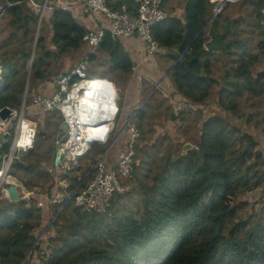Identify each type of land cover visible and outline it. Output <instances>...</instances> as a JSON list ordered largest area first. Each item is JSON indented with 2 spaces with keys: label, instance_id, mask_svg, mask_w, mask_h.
Wrapping results in <instances>:
<instances>
[{
  "label": "trees",
  "instance_id": "16d2710c",
  "mask_svg": "<svg viewBox=\"0 0 264 264\" xmlns=\"http://www.w3.org/2000/svg\"><path fill=\"white\" fill-rule=\"evenodd\" d=\"M248 2L262 37L253 48L243 28L245 17L234 20L232 31L226 36L229 40L226 63L233 61L232 56L237 55V51H242V58L231 64L235 71L232 79L215 76L211 51L206 49L209 28L218 29L222 15L212 17L211 0H185L182 16L169 14L152 27V36L158 45L156 53L172 61L169 75L179 99L203 106L219 84L213 102L221 109L219 111L233 114L239 122L245 119V128L251 126L260 110L258 108L256 114H246L242 108L238 111L240 102L246 101L248 108L256 110L257 106L261 107V103L256 104L258 100L264 99V32L261 27L264 0H244L242 5ZM125 3L136 11L138 5L132 1H107L112 9ZM164 3L165 0L163 8ZM0 4L5 6L0 32L2 29L6 34L0 51L18 45L14 55L6 51L1 59L5 84L0 86V109L5 106L14 109L13 105L21 104L25 77L18 83L16 80L28 72L34 41L31 86L57 75L53 62L79 50L86 43L83 38L88 30L75 20L70 10L55 7L51 14L53 47L50 48L42 31L36 37L40 16L31 0H0ZM98 51L109 60V68L102 71V77L118 73L127 80L130 78L134 62L121 39L112 37L107 30ZM86 59L90 66L101 58L97 53L88 52ZM260 61L263 70L255 74L253 66ZM8 66L10 70L6 69ZM149 82L152 86L141 100L146 103L136 110L139 128V122L152 116V107L159 106L156 103L170 100ZM158 95L164 100H157ZM170 108L175 115L172 118L182 117L189 111L176 113L172 104ZM58 119L56 133L62 135L59 127L63 120L58 122ZM202 119L200 132L193 142L184 141L179 151L166 148L161 152L162 142H154L150 151L140 144L135 145L136 166L131 178L124 180L126 191L114 195L103 215L83 212L69 202L54 224V233L48 237V249L35 246L36 235L44 226L37 199L28 202L0 199V264H26L28 257L36 252L38 257L49 253L46 264H264V195L260 212L246 219L239 218V211L249 200L234 201L241 193L260 189L264 184V153L259 148L260 141L225 115L210 113ZM51 123L46 118L38 132H46ZM13 136L4 146L2 155L9 151ZM43 138L37 133L30 155L16 159L10 174L25 187L48 185L44 189L52 193L56 184L43 164L54 163L59 148L54 142L52 151L42 154ZM186 143L198 149L183 153ZM94 148L98 155L107 150L105 145ZM2 164L3 158L0 168ZM67 177L73 191L79 173L73 171Z\"/></svg>",
  "mask_w": 264,
  "mask_h": 264
},
{
  "label": "built area",
  "instance_id": "2783aa9c",
  "mask_svg": "<svg viewBox=\"0 0 264 264\" xmlns=\"http://www.w3.org/2000/svg\"><path fill=\"white\" fill-rule=\"evenodd\" d=\"M108 0H86L85 5L95 17H102L109 21V28L102 26L89 29L84 36L88 44L89 53H97L106 31H110L112 37L139 36L147 44L148 55H154L158 45L152 36V27L163 21L166 13L162 6L163 0H127L138 5L136 11H132L128 4H122L117 9L107 5ZM236 0H211L213 4L212 17H217L226 9L228 3ZM35 7H42L31 0ZM261 27L264 32V7L261 10ZM5 14V6L0 4V26ZM264 40V36H263ZM2 54L0 52V78ZM264 64V54L262 57ZM57 78V90L51 96L37 95L32 104L26 106L23 103L21 110L13 109L6 119L0 118V136L14 132L12 144L7 153L3 155V164L0 168V185L6 199L10 200L8 186L19 185L24 198L29 201L36 198L38 207L42 210L44 219L43 227L36 235L35 246L42 248L48 244V237L54 233V224L59 219V214L64 212L67 204L73 202L83 212L103 215L111 205L112 199L117 193H124L126 186L124 180L132 176L133 164H135L136 149L141 132L136 121V110L145 105L141 101L134 105L129 116L122 123H118L121 111L119 90L115 83L104 77H92L89 75V62L87 59L79 62L70 72L61 73ZM142 79V77H140ZM156 89H162V82H154ZM170 102L176 113L188 111L193 105L185 100L170 97ZM2 109V108H1ZM0 109V110H1ZM39 109L43 112H59L64 123L68 125L66 134L58 135L55 144L62 151L61 159L46 167L55 181L52 193L28 190L23 182L10 174L13 162L19 159L20 150L31 151L35 146L37 126L25 116L26 110ZM121 144L115 158H111L112 152ZM105 145L107 150L83 170L84 158L95 146ZM198 149L197 146H194ZM114 161V162H113ZM77 171L81 173L78 183L73 191L68 175ZM84 172V174H82ZM256 190H250L248 194H254ZM247 194V198H250ZM37 254H35L36 256Z\"/></svg>",
  "mask_w": 264,
  "mask_h": 264
},
{
  "label": "crops",
  "instance_id": "0c3cea01",
  "mask_svg": "<svg viewBox=\"0 0 264 264\" xmlns=\"http://www.w3.org/2000/svg\"><path fill=\"white\" fill-rule=\"evenodd\" d=\"M33 1L37 2L40 5H44V8H42V7H35L32 4L36 8V11L40 16V19L38 20L37 28H36V37L39 35L40 31H42V35L46 38V42L48 43L50 48L53 47L51 44V39H52L51 14H52V10L55 7L70 10L72 12L75 20L77 22H79L87 30L100 28L102 26L109 28V21L108 20H106L105 18H102V17H95L93 14L90 13V11L88 10V8L85 5L86 0H33ZM166 1H167L166 8L164 9V11H166V16L169 14L175 15V16H182L183 15V8L185 5V0H181V6H179V7H176V5H175L174 6V7H176L175 9L171 8V7L167 9V6L169 5V3H172V2L174 4L176 2V0H166ZM243 1L244 0H236L235 2L228 3V5L226 6V9L224 11V14L221 15V19H220L218 29H215V31L222 32L225 29L226 24L229 21V20L225 21L227 16H230V20L232 22V25H233L235 19H240V16H244L246 20L244 21L243 28L245 30V33L249 34V36H248L250 38L249 44L254 48V47H256L255 46V42H256L255 41V37H256L255 33H256V30L259 31L260 29H256L257 27H259V25L257 24L256 21H254L255 19L252 18V16H251L252 15V6L250 5L251 3L248 2V3H246V5H242ZM229 10H231V13L227 14V16H225V14L227 12H229ZM44 24H46V31L43 30ZM208 36H209V34H208ZM119 38H121V40L123 41L125 49L131 55V58L134 62L133 72L130 75V78L127 80V85H126V89H125L126 91L123 93L122 96H120V102L119 103H120L121 111H120L119 116H121L120 117L121 118L120 124H122L127 119V117L129 116L130 109L134 105L141 102V100L143 99L147 89L152 86L149 81H151L153 84H154V82H162V86H161L162 89L160 92L164 96H166V94H174L176 98L177 97L180 98V97L178 96L177 92H175V88L173 87V84H172L171 79H170L169 71H170V67L172 65V61L169 58H167L166 56H164L162 54H157V53H155L152 56L148 55L147 44L139 36L119 37ZM210 39H211V37L209 36L207 42ZM225 42L227 43V48H228L229 40H227V38H225ZM85 45H86V48H84V49H81L82 47L80 48L81 52L75 54L74 53L75 51H74L73 53L66 55L72 59L71 55L73 54V56L77 58V60L75 61L76 63L74 62V65H73V63H71L72 61H70V60L68 62L64 63V57H63L59 61L60 63L59 62L55 63V68L56 67L57 68L55 69L53 67L55 70H57V75L49 77L48 79H46L44 81H39V83L32 85L30 88V85H31V83H30L31 66H32L33 57H35V52H36V40H35L33 43V48H32V59L29 62L28 72L25 76V81H24V85H23V92L25 90V93H24V96L22 99L23 101L21 103V108H22L23 103H25L26 106L31 105L33 100L36 98L37 95H42V96L53 95L55 93V91L57 90L58 75L61 73L70 72L79 62L86 59L87 53L89 52L90 48H89L87 43H85ZM10 50L11 49L9 47V49L7 51H10ZM210 51H211L210 59L213 62V69L215 70V76L217 78L219 77L218 79H220L219 75L222 74L223 78L232 79L234 77L233 74L235 73V71L232 69L231 64H232V62L236 63L235 61L242 58V54H241L242 51H237L238 52L237 55L232 56L231 60H233V61L228 65L226 63V60H228L227 59L228 57L226 56V54H223L217 48H212V49H210ZM163 58L167 59L168 61H166V63L161 62L160 59H163ZM247 58H249V54H247L246 59ZM253 67H254L253 72L255 74L259 71H262L263 70L262 61H260L256 66H253ZM20 75H22V74H20ZM2 77H3V75H2ZM140 77H142V79L144 78V80H142ZM3 79H4V77H3ZM114 80H116V79H114ZM114 80H112V81L115 83ZM4 84H5V81H4ZM27 86H29V88H30V89H28L29 92L28 91L26 92ZM220 86L221 85H219V84L216 85L215 89L219 88ZM117 88H118V90L120 89L119 87H117ZM26 97H27V99H29L28 104H27V102H25ZM213 106H215V108L218 111L221 110L218 107V105H216L215 102H213ZM21 108L15 107L14 109L20 110ZM241 108H242V111H245V112L251 109V108H248V104L246 101L240 102V106L238 108V111H240ZM28 111L30 113H35V111H39V112L44 113L42 110H39V109H32V110L28 109ZM30 113L25 112V115H28ZM226 114H227V117L230 118L233 123H236L237 120L239 121V119H237L233 114H230L227 112H226ZM181 126H182V124H181ZM47 133L48 132L46 131V134ZM45 135H43V136H45ZM122 147H123V144H121L116 150H114L112 152V155H111V158L109 159V161L116 157L118 150L121 149Z\"/></svg>",
  "mask_w": 264,
  "mask_h": 264
},
{
  "label": "rangeland",
  "instance_id": "374dc122",
  "mask_svg": "<svg viewBox=\"0 0 264 264\" xmlns=\"http://www.w3.org/2000/svg\"><path fill=\"white\" fill-rule=\"evenodd\" d=\"M166 3H167V1L165 0L164 9L166 8ZM175 5H176V7L181 6V0H176V2L174 4H173V2L169 3V5L167 6V9L170 7L175 9L176 8V7H174ZM165 13H166V11H165ZM230 13H231V10H229V12H227L225 14V16H227V14H230ZM223 14H224V12H223ZM43 30L46 31V24H44ZM255 35H256V37H255V41H256L255 45H256L257 42L262 37V35L260 34V31H258V30H256ZM5 36H6V34H3L2 29H1L0 43ZM119 39H121V38H119ZM84 48H86L85 44H83L81 49H84ZM8 49L9 48H6V47L2 48V50L0 51L2 56L5 55V52ZM16 49H18L17 44L12 46L11 50L9 51V54L14 55V53H15L14 51ZM81 49L76 50L74 53L76 54V53L81 52ZM97 54L100 56L101 59L99 61H97L95 64L92 63L89 67V75L92 77H102L100 73L102 71L104 72L105 70H108V68H109L108 57H106L103 53H99V51L97 52ZM71 57H72V59L69 56H65L64 57V63H66L70 60V61H72L71 63H73V65H74V62L77 60V58L74 57L73 54L71 55ZM10 58H11V56H10ZM160 60L163 63H166V61H168L167 59H164V58L160 59ZM55 63L56 62H53L52 67H55L54 66ZM10 66H8L6 69L10 70ZM22 73H23V71L21 72V74ZM114 74H116V75H114ZM114 74L111 76H108L107 78L110 80L116 79V80H114L115 85L120 88L119 89V96H122L123 93L126 91L125 89H126V85H127V79L124 76H120L118 73H114ZM1 75H3V74L1 73ZM219 76L221 78L222 74ZM24 77H25V74H23L20 78H17L16 83L23 80ZM104 78H106V77H104ZM30 88H31V85H30ZM219 88L215 89V91L211 95V97H210L211 99L208 101V103H205L203 106L193 105V108H191V110H189L188 113H186V115H184L182 117L179 116L176 118H172L175 115L172 112V109L170 108V104H171L170 100L165 98L168 100V101H166L163 99L164 97H162L161 95H158L160 99H157V100L163 99L165 102L161 101V103H156L159 106L158 107L157 106L152 107V110H151L152 116L145 118L144 120L139 122L140 129L142 132V138H140L138 144H140L141 147H145L147 151H150V147L154 142H162V145L160 147L162 150L161 152H164V150L166 148H170V149L174 148V150L179 151V149L181 150V148H182L181 144L184 141L193 142L194 136L197 135L200 131L199 127L202 124L201 123V121L203 120L202 118H206L208 115H210V113H217V114H222V115L227 116L226 112L224 113L222 111H218L215 108V106H213V100L216 99V96H217L216 92L218 91ZM28 89H29V86L26 87V92L28 91ZM24 93H25V90H24L22 97H21V103L23 101L22 99H23ZM172 98L175 99V95H172ZM28 100L29 99H27V97H26L25 102H27V104H28ZM260 103H261V107L257 106L256 110L250 109V110L246 111V114H250V112L251 113L254 112V114H256L255 112L258 110V108L260 110V115L252 120L251 126L249 128H245V126H244V124L246 122L245 119L242 120L241 122H239L237 120V122L235 124L237 126L241 127V129H243V130L246 129V131H249L250 133H252L256 137V139L258 141H260L259 148L264 153V99L258 100V103H256V104L258 105ZM13 106L16 107V105H13ZM16 108H21V104ZM252 110H254V111H252ZM25 112L30 113L28 110H26ZM49 113H51V112L42 113L39 111H35V113H30L28 115H25L30 121H32L37 126V129L39 128V126H42L43 122H46V118L50 122H52L51 123L52 125L48 129H46V131L48 133L42 139V148H44L42 154H45L44 152L50 151V149L52 151L53 146H54V142L56 141L57 136L60 135L59 133H56V131H57L56 122H57L58 118H59L58 119V122H59L62 119V117L59 113H56V112H55L56 114H49ZM55 116H57V117H55ZM181 124H183V125L181 126ZM44 126H45V123H44ZM12 134H14V132ZM13 138H14V136L12 137V139ZM193 148H195L194 145H193ZM183 153H184V150H183ZM97 157H98L97 149L90 152L84 158V160L82 162L83 170H85L87 168V166L91 163V161H94ZM137 162L139 163V160H137ZM51 164H52V162L49 164H43V168L46 169V167L51 165ZM262 166H264V162L262 163ZM262 169H264V168L262 167ZM82 174H84V172H82ZM79 176H81V173H79ZM130 185H132V182ZM130 185H129V188L131 187ZM46 186H48V185H44V186L38 185L35 187H32V185H28V187H27V185H26L28 190H34L38 193L46 192V190H45ZM24 187H25V185H24ZM256 190L257 191L254 194H252V193L248 194L249 191L241 193L234 200L235 202H246L248 199L247 194L250 198V201L246 202L247 204L245 205V207L239 211V218L246 219L250 215L256 214L258 211L260 212V207H261L260 201L262 200V196L264 195V184H262L260 189H256ZM0 199H3V200L6 199V197L4 195V191H3V185H0ZM70 210L67 211L68 216H70ZM43 219H44V215L42 212V221H43ZM47 246L49 248V244H47L44 249H46ZM36 254H37V252H36ZM48 255H49V253L47 255H44L43 257H40V256L38 257L37 255L35 256V254H34L31 257H28L26 264H46V261L49 258Z\"/></svg>",
  "mask_w": 264,
  "mask_h": 264
},
{
  "label": "water",
  "instance_id": "95a60500",
  "mask_svg": "<svg viewBox=\"0 0 264 264\" xmlns=\"http://www.w3.org/2000/svg\"><path fill=\"white\" fill-rule=\"evenodd\" d=\"M232 31V22L231 20H229L226 24L225 29L222 32H217L215 31V28L213 26H210L209 28V36L211 37V39L206 43V48L208 50L212 49V48H217L219 49L223 54H227V43L225 42V38L226 36ZM59 77V76H58ZM4 84V79L0 78V86H2ZM12 112V108L9 106H5L0 110V118L1 119H6L10 113ZM61 134L64 135L67 132L68 129V125L64 122H62L60 124L59 127ZM39 136H43L46 134L45 131L40 130L39 132ZM1 139V143H0V159L3 158L2 156V152H3V148L4 146L11 140V134L10 133H6L5 135L0 136ZM138 145V143L136 144ZM193 145L191 143H187L184 146V153L189 150L192 149ZM31 153V151H24V150H20L18 152V156L19 158L22 156H29ZM61 154L62 151L60 149H58L57 154H56V159L55 162L58 163L59 160L61 159ZM136 164H133V167H135ZM8 192L10 195V201H21V202H28L23 196V190L22 188L17 185V184H10L8 186Z\"/></svg>",
  "mask_w": 264,
  "mask_h": 264
}]
</instances>
